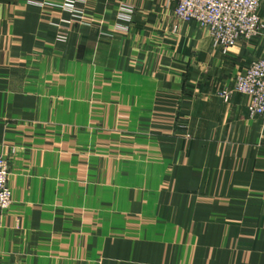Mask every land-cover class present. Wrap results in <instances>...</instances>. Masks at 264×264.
<instances>
[{
    "label": "crops",
    "instance_id": "obj_1",
    "mask_svg": "<svg viewBox=\"0 0 264 264\" xmlns=\"http://www.w3.org/2000/svg\"><path fill=\"white\" fill-rule=\"evenodd\" d=\"M174 7L0 0V151L37 120L42 78L77 66L132 79L151 150L127 179L96 157L92 177L69 168L50 193L9 181L0 264H264V131L247 95H219L264 56V33L224 53Z\"/></svg>",
    "mask_w": 264,
    "mask_h": 264
},
{
    "label": "rangeland",
    "instance_id": "obj_2",
    "mask_svg": "<svg viewBox=\"0 0 264 264\" xmlns=\"http://www.w3.org/2000/svg\"><path fill=\"white\" fill-rule=\"evenodd\" d=\"M42 80L37 120L21 125L0 151L14 192L30 187L50 193L69 168L84 182V174L90 178L99 171L96 157L107 162L109 178H129L139 160V168L144 167L143 159L151 155L144 132L147 116L141 114L146 100L137 98L130 77L77 66L49 71ZM24 198L35 203L43 197Z\"/></svg>",
    "mask_w": 264,
    "mask_h": 264
},
{
    "label": "built area",
    "instance_id": "obj_3",
    "mask_svg": "<svg viewBox=\"0 0 264 264\" xmlns=\"http://www.w3.org/2000/svg\"><path fill=\"white\" fill-rule=\"evenodd\" d=\"M171 1L175 4L173 14L176 18L207 27L214 45L224 53L241 39H255L264 33L263 0ZM125 12L124 17L130 18L133 10L127 8ZM234 93L249 97V113L260 120L264 131V56L253 60L243 74L235 77L231 86L219 91L220 97L227 101ZM12 201L8 161L0 153V217Z\"/></svg>",
    "mask_w": 264,
    "mask_h": 264
}]
</instances>
